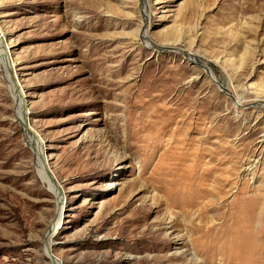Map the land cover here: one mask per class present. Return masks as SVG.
I'll return each mask as SVG.
<instances>
[{"label":"rangeland","instance_id":"obj_1","mask_svg":"<svg viewBox=\"0 0 264 264\" xmlns=\"http://www.w3.org/2000/svg\"><path fill=\"white\" fill-rule=\"evenodd\" d=\"M0 30V264H264V0H0Z\"/></svg>","mask_w":264,"mask_h":264},{"label":"bare ground","instance_id":"obj_2","mask_svg":"<svg viewBox=\"0 0 264 264\" xmlns=\"http://www.w3.org/2000/svg\"><path fill=\"white\" fill-rule=\"evenodd\" d=\"M144 2H146V0H143ZM147 19V18H146ZM1 31V30H0ZM1 34H2V36H3V38H5V35L2 33V32H0ZM149 33L147 32V31H144L143 32V38H142V40L145 42V44L147 45V46H150V47H152V48H154V49H156V50H163V49H166V50H168V49H170L171 47H160L159 45H157V44H155V43H153L151 40H150V38H149ZM2 38H0V52L2 53ZM187 54V57L190 59L189 61H192L193 63H200V64H203V65H205V66H203V70L205 69V72L206 73H208L209 75H212L213 76V73H212V67H209L206 63H203L198 57L199 56H197V55H195V54H193V52L191 53V52H189V53H186ZM14 61H10V57H9V54H8V52H7V50L5 49V50H3V65H4V67H5V70H6V73H7V71L9 70V69H12V68H14L15 66H14ZM15 76H17V75H15ZM214 78V77H213ZM7 79H8V82L11 84L12 82H14V80H13V78L11 79V77H10V75H8V77H7ZM15 79V78H14ZM218 81V80H217ZM224 87V86H223ZM15 89H14V94H15V99H16V101H17V105H18V112H20L19 114L20 115H26L27 114V110L25 109V101H24V95H23V92L21 91V92H19V90H18V88L16 87V83H15V87H14ZM225 88V92H227L226 94H228V95H232L231 93H230V91L227 89V87H224ZM235 102H236V104L237 105H241L242 106V103L244 102L243 101V98L242 97H239V98H237V99H235ZM236 105V106H237ZM259 105H262V106H264V103H259L258 104V106ZM26 125V124H25ZM26 127V126H25ZM29 130V129H28ZM36 147L35 148H37L38 149V151H40V148H43L42 147V145H35ZM42 150V149H41ZM39 161H40V164H39V167L41 168V172H39L40 173V175L42 176V178L45 180V181H47L48 182V184H49V186L51 187V188H53V190L58 194V206L59 207H62L63 205H64V196H65V193H64V190L62 189V188H59V186L58 185H56V186H53L50 182H51V180H53L54 181V179H55V176H54V173L53 172H51V171H49V166H48V158H46V157H44V155L43 156H41V159H39ZM52 181V182H53ZM62 220V212H60L59 214H58V217H57V222L58 223H60V221ZM58 226V225H57ZM53 232H54V230H53ZM48 241H49V249L51 248V246H52V243L54 242V239H53V236H50L49 237V239H48ZM50 254V253H49ZM52 256V255H51ZM53 257V256H52ZM54 258V257H53ZM55 260V259H54ZM56 261V260H55ZM58 262V261H57ZM59 263V262H58Z\"/></svg>","mask_w":264,"mask_h":264},{"label":"water","instance_id":"obj_3","mask_svg":"<svg viewBox=\"0 0 264 264\" xmlns=\"http://www.w3.org/2000/svg\"><path fill=\"white\" fill-rule=\"evenodd\" d=\"M176 51H178L179 54L183 55L188 61L190 60L188 57H187V54L186 52L182 51L181 49H175ZM192 63V61H189ZM204 63V62H203ZM195 65L199 66V67H203L205 65L203 64H200V63H194ZM223 89H225L223 86H222Z\"/></svg>","mask_w":264,"mask_h":264}]
</instances>
